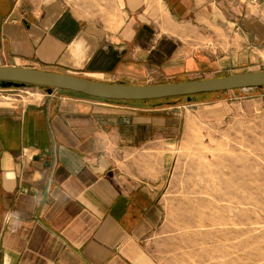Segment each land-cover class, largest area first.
Here are the masks:
<instances>
[{"label": "crops", "instance_id": "1", "mask_svg": "<svg viewBox=\"0 0 264 264\" xmlns=\"http://www.w3.org/2000/svg\"><path fill=\"white\" fill-rule=\"evenodd\" d=\"M259 61L264 4L0 0V67L148 85L255 72ZM260 90L201 99L186 117L264 113ZM168 109L0 89V264H153L144 245L162 218L159 152L179 121Z\"/></svg>", "mask_w": 264, "mask_h": 264}, {"label": "rangeland", "instance_id": "2", "mask_svg": "<svg viewBox=\"0 0 264 264\" xmlns=\"http://www.w3.org/2000/svg\"><path fill=\"white\" fill-rule=\"evenodd\" d=\"M249 69L264 71V64ZM233 92L144 103L179 119L159 152L166 163L157 198L162 218L144 245L153 264H264V113L219 122L186 117L201 99L244 93Z\"/></svg>", "mask_w": 264, "mask_h": 264}, {"label": "water", "instance_id": "3", "mask_svg": "<svg viewBox=\"0 0 264 264\" xmlns=\"http://www.w3.org/2000/svg\"><path fill=\"white\" fill-rule=\"evenodd\" d=\"M25 87L45 88L47 93L64 91L105 101L148 102L185 98L189 102L193 96L200 94L263 88L264 71L243 72L179 83L124 85L102 83L33 69L0 67V89Z\"/></svg>", "mask_w": 264, "mask_h": 264}, {"label": "built area", "instance_id": "4", "mask_svg": "<svg viewBox=\"0 0 264 264\" xmlns=\"http://www.w3.org/2000/svg\"><path fill=\"white\" fill-rule=\"evenodd\" d=\"M245 2L254 7H259L264 4V0H245ZM3 90H8V89H3ZM53 92V91H52Z\"/></svg>", "mask_w": 264, "mask_h": 264}, {"label": "trees", "instance_id": "5", "mask_svg": "<svg viewBox=\"0 0 264 264\" xmlns=\"http://www.w3.org/2000/svg\"><path fill=\"white\" fill-rule=\"evenodd\" d=\"M43 90H45V88H41ZM64 92V91H62ZM64 93H69V92H64ZM71 94V93H70ZM194 97V96H193ZM192 97V98H193ZM173 99H182V98H173ZM185 99V98H184ZM165 100H168V99H162V100H156V101H153V102H161V101H165ZM105 101V100H104ZM108 102H119V101H108ZM121 103H127V102H121ZM141 103H147V102H141Z\"/></svg>", "mask_w": 264, "mask_h": 264}]
</instances>
